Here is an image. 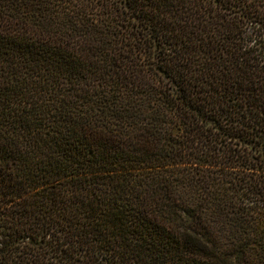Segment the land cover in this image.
Wrapping results in <instances>:
<instances>
[{
	"label": "trees",
	"instance_id": "16d2710c",
	"mask_svg": "<svg viewBox=\"0 0 264 264\" xmlns=\"http://www.w3.org/2000/svg\"><path fill=\"white\" fill-rule=\"evenodd\" d=\"M0 264H264V0H0Z\"/></svg>",
	"mask_w": 264,
	"mask_h": 264
}]
</instances>
